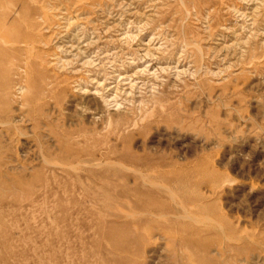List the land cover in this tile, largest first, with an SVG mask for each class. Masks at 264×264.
I'll list each match as a JSON object with an SVG mask.
<instances>
[{
  "label": "rangeland",
  "instance_id": "obj_1",
  "mask_svg": "<svg viewBox=\"0 0 264 264\" xmlns=\"http://www.w3.org/2000/svg\"><path fill=\"white\" fill-rule=\"evenodd\" d=\"M0 264H264V0H0Z\"/></svg>",
  "mask_w": 264,
  "mask_h": 264
}]
</instances>
